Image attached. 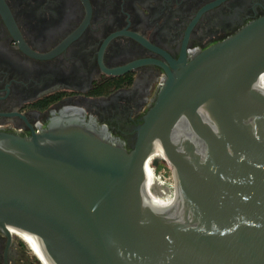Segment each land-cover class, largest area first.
<instances>
[{
	"label": "water",
	"instance_id": "1",
	"mask_svg": "<svg viewBox=\"0 0 264 264\" xmlns=\"http://www.w3.org/2000/svg\"><path fill=\"white\" fill-rule=\"evenodd\" d=\"M263 77L264 16L173 62L132 147L76 115L0 132V228L52 264H264ZM158 146L180 195L148 200Z\"/></svg>",
	"mask_w": 264,
	"mask_h": 264
},
{
	"label": "flooded vegetation",
	"instance_id": "2",
	"mask_svg": "<svg viewBox=\"0 0 264 264\" xmlns=\"http://www.w3.org/2000/svg\"><path fill=\"white\" fill-rule=\"evenodd\" d=\"M264 16V0H0V132L76 115L132 147L173 67ZM0 264H38L0 228Z\"/></svg>",
	"mask_w": 264,
	"mask_h": 264
},
{
	"label": "bare ground",
	"instance_id": "3",
	"mask_svg": "<svg viewBox=\"0 0 264 264\" xmlns=\"http://www.w3.org/2000/svg\"><path fill=\"white\" fill-rule=\"evenodd\" d=\"M261 87L264 90V77L261 82ZM167 158L168 155L166 154L165 149L162 146H158L155 152L151 154L147 161V164L152 167V170L150 172V182L149 185L145 188V195L148 200H154L171 195H180L178 185L170 184L167 181L161 179L157 172L158 166H155L154 164L155 160L162 161ZM10 232L12 233V235H17L22 238L32 249V251L38 256L43 264H52L51 260L36 238L27 234L23 230L12 226L10 227Z\"/></svg>",
	"mask_w": 264,
	"mask_h": 264
},
{
	"label": "rangeland",
	"instance_id": "4",
	"mask_svg": "<svg viewBox=\"0 0 264 264\" xmlns=\"http://www.w3.org/2000/svg\"><path fill=\"white\" fill-rule=\"evenodd\" d=\"M157 172L158 174H163L164 180L167 181L168 183L177 185L176 175L174 172V168L172 164L170 163L169 157L159 162L158 167H157ZM25 249H26V252L30 255V257L33 260H37L38 264H43L38 258V256L32 251V249L26 243H25Z\"/></svg>",
	"mask_w": 264,
	"mask_h": 264
},
{
	"label": "built area",
	"instance_id": "5",
	"mask_svg": "<svg viewBox=\"0 0 264 264\" xmlns=\"http://www.w3.org/2000/svg\"><path fill=\"white\" fill-rule=\"evenodd\" d=\"M159 177L161 178V179H163L164 180V175L163 174H159ZM24 241V240H23ZM25 242V241H24ZM26 243V242H25ZM27 244V243H26ZM28 245V244H27Z\"/></svg>",
	"mask_w": 264,
	"mask_h": 264
}]
</instances>
